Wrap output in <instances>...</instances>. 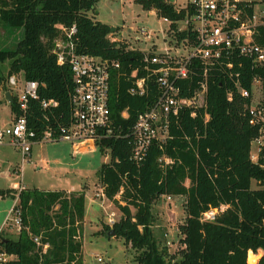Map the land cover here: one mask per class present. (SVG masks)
Here are the masks:
<instances>
[{
  "label": "trees",
  "instance_id": "1",
  "mask_svg": "<svg viewBox=\"0 0 264 264\" xmlns=\"http://www.w3.org/2000/svg\"><path fill=\"white\" fill-rule=\"evenodd\" d=\"M97 1L0 0V25L24 30L15 47L0 49V91L10 90V75L22 73L24 79L39 82L38 97L30 98L27 110L29 127L37 137L51 125L68 124L73 75L68 63H58L53 47L63 28L76 25L78 52L121 64L112 72L109 97L113 127L121 136L99 142L100 151L109 153L110 160L101 164L98 177L106 196L122 210L120 218L106 226V232L113 229L116 237L124 238L125 244L136 250L134 264H248L250 249L262 250L258 264H264V167L251 160L258 129L244 114V98L238 91L228 98L230 79L219 71L212 72L205 109L201 108L196 116L190 109H182L171 122L172 137L163 149L154 143L138 165L131 158L129 133L139 113L154 103L159 88L149 82L150 92L146 95L129 91L145 74L143 51L110 38L113 26L94 17ZM134 1L168 19L172 37L182 40L188 35V31L179 30V22L190 13L188 6L177 8L174 0ZM6 61L9 68L4 74L2 65ZM134 70L137 73L132 77ZM252 73L245 71L244 87H250ZM180 84L184 96L192 95L198 87L196 80ZM12 98L9 105L16 118L21 110L17 97ZM50 99L56 100L57 106L44 109L42 101ZM125 110L127 116H123ZM205 112L210 115L207 120ZM163 154L174 162H159ZM16 193L22 229L17 238L2 237L7 251L17 256L7 264H84L80 237L86 214L85 190L0 188L2 198L11 195L15 199ZM163 196L184 198L185 218L179 226L181 246L175 254L169 253L154 233L153 207ZM222 205L227 207L213 219L204 217L205 212ZM30 233L41 234L50 243L43 256Z\"/></svg>",
  "mask_w": 264,
  "mask_h": 264
},
{
  "label": "built area",
  "instance_id": "2",
  "mask_svg": "<svg viewBox=\"0 0 264 264\" xmlns=\"http://www.w3.org/2000/svg\"><path fill=\"white\" fill-rule=\"evenodd\" d=\"M187 6L190 13L179 22H182L179 30L188 31L185 38L177 39L173 46L160 50H142L145 74L134 81L129 91L135 95H146L150 92L149 82H154L159 92L154 103L139 113L129 133L132 138L131 158L140 165L154 143L163 149L172 137L171 122L179 117L182 109H190L192 116L200 113L201 108L205 109L209 75L219 71L231 81L228 98L232 99L234 91H238L245 100L244 114L249 123L258 129L252 141L251 160L264 167V0H189ZM62 31L54 39L53 52L59 64L68 63L73 75L72 112L68 124L51 125L38 138L37 132L29 127L27 110L30 98L38 97L39 82L23 79L21 86L18 74L8 77L9 92L17 97L21 114L9 124H0V145L10 144L19 148L23 159L39 142L68 140L77 150L83 145L99 148L102 139L121 136L114 130L109 106L112 72L121 68L120 62L78 52L75 45L76 25ZM141 31L147 39L153 38L151 32ZM246 70L253 72L250 87L243 86ZM136 73L137 70H134L132 77ZM184 80L197 81L198 87L190 96L182 95L180 82ZM57 104L54 99L42 101L44 109ZM127 115L125 110L123 116ZM209 116L205 112L206 120ZM106 152H109L108 149ZM106 154L108 162L110 155ZM159 162L168 165L174 159L163 154ZM121 192L116 195L117 198ZM95 197L108 199L103 186ZM226 207L222 205L210 209L204 217L213 219ZM9 215L12 217L8 216L0 227V264H7L17 257L7 251L2 237L8 226L18 234L21 232L18 203L10 209ZM108 216V223L113 225L117 220L116 213L111 212ZM30 236L39 254H46L50 243L44 241L41 234L30 233ZM261 255V249H250L247 263L258 264Z\"/></svg>",
  "mask_w": 264,
  "mask_h": 264
},
{
  "label": "rangeland",
  "instance_id": "3",
  "mask_svg": "<svg viewBox=\"0 0 264 264\" xmlns=\"http://www.w3.org/2000/svg\"><path fill=\"white\" fill-rule=\"evenodd\" d=\"M188 1L174 0L176 7L180 9L187 7ZM94 13L97 20L116 27L109 35L110 38L125 42L130 49L160 50L165 46H173L177 40L168 31L170 21L159 17L155 10L143 9L134 0H98ZM89 15L93 16V13L90 11ZM181 23L179 25H182ZM141 29L151 32L153 38L147 39ZM23 36V28L0 25V49L15 47ZM8 68L9 62L6 61L2 65L4 74L7 73ZM18 75L22 86L23 74ZM4 100L8 102L6 98ZM9 118V106L0 104V124ZM73 146L75 147L68 140L39 142L33 145L31 153L23 159L19 148L10 144L0 145V188H10L15 182L21 181L29 188L88 190L86 222L80 237L83 241V263L134 264L136 250L125 244L124 238L111 236L110 231L106 232L105 229L107 225H111L104 223L109 222V213L115 212L118 219L122 215V210L110 198L104 199L103 202L95 198V194L102 188L97 172L101 164L107 161L108 154L102 153L98 147L76 152ZM16 166L19 172L14 174L13 169ZM15 202L11 195L0 199V227L8 216L12 217L9 211ZM131 208L135 211L134 207ZM153 212L155 214L153 228L157 239L162 246H167L169 253L175 254L181 246L182 234L179 226L185 218L184 198L163 196L154 204ZM101 226L102 230H100ZM6 230L5 235L8 237L17 238L19 235L11 226H8Z\"/></svg>",
  "mask_w": 264,
  "mask_h": 264
},
{
  "label": "crops",
  "instance_id": "4",
  "mask_svg": "<svg viewBox=\"0 0 264 264\" xmlns=\"http://www.w3.org/2000/svg\"><path fill=\"white\" fill-rule=\"evenodd\" d=\"M116 28V27H115ZM7 92H9V90H1L0 91V104H6V105H8L9 106V108H10V105H9V101L8 102H5V98H6V94H7ZM13 121V116H12V112H11V109H10V118H9V120H4V121H2V124H9V123H11ZM4 145V144H3ZM74 147V146H73ZM91 147H93V146H89V145H87V146H85V145H83V146H81V147H79V148H77V150H75L76 152L77 151H80V150H84V149H88V148H91ZM33 149V148H32ZM73 149H75V147L73 148ZM19 172V169H18V167L16 166V167H14V169H13V173L14 174H17ZM82 186V185H81ZM9 188V187H8ZM10 188H16L18 191H20L21 189H23V188H27V186L25 185V184H23L21 181L20 182H15L14 183V185L12 186V187H10ZM59 189H64V190H67V191H76V190H78V189H75V188H59ZM80 189V188H79ZM56 190H58V189H56ZM87 191L88 190H85V193H87ZM16 198H15V200H16V202L15 203H18V201H19V198H18V193H16ZM14 198V197H13ZM96 198V197H95ZM0 199H2V197H0ZM93 199H94V196H93ZM96 199H101L102 200V202L104 201L102 198H100V197H97ZM109 217V216H108ZM100 221H101V219H100ZM85 222H86V214H85V219H84V222H83V227L85 226ZM104 223H108V222H104ZM102 225V224H101ZM84 229V228H83ZM100 230H102V226H101V229ZM99 231V230H98Z\"/></svg>",
  "mask_w": 264,
  "mask_h": 264
},
{
  "label": "water",
  "instance_id": "5",
  "mask_svg": "<svg viewBox=\"0 0 264 264\" xmlns=\"http://www.w3.org/2000/svg\"><path fill=\"white\" fill-rule=\"evenodd\" d=\"M114 30H115V27H112V31H114ZM6 99H7L9 102H12L13 98H12V96H11V92H7V94H6ZM109 235H111V236H115V232H114L113 229L110 230Z\"/></svg>",
  "mask_w": 264,
  "mask_h": 264
}]
</instances>
